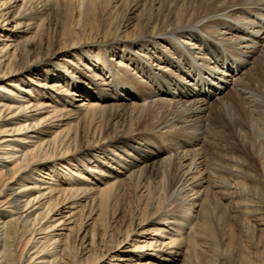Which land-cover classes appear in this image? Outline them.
I'll return each instance as SVG.
<instances>
[{
  "label": "bare ground",
  "instance_id": "obj_1",
  "mask_svg": "<svg viewBox=\"0 0 264 264\" xmlns=\"http://www.w3.org/2000/svg\"><path fill=\"white\" fill-rule=\"evenodd\" d=\"M262 67L264 0H0V264H264Z\"/></svg>",
  "mask_w": 264,
  "mask_h": 264
},
{
  "label": "rangeland",
  "instance_id": "obj_2",
  "mask_svg": "<svg viewBox=\"0 0 264 264\" xmlns=\"http://www.w3.org/2000/svg\"><path fill=\"white\" fill-rule=\"evenodd\" d=\"M61 12H64V9H62V7H60V9H59ZM124 14H122V15H120V17H119V22H117V24H120V23H122L123 21H124ZM75 19H76V21H77V19H78V13H76L75 14ZM51 18V17H50ZM120 18H122V19H120ZM51 20H52V22H50L48 25H46V27H44V30L42 31V32H40V34H38L37 35V42H36V45L38 44H40V43H42V42H44V44L45 43H47V41H48V37L50 36V34H51V36L53 35V33H54V31H53V29H54V27H59V26H61L62 25V20H61V16H58V15H56L54 18H51ZM49 29H50V31H49ZM55 30V29H54ZM261 70H264V68L262 67V69ZM260 70V71H261ZM261 72H263L264 73V71H261ZM261 72H260V74H261ZM261 74L260 75V77H261V79L260 80H262L263 82H264V74ZM134 85H135V83H134ZM236 100V101H235ZM234 100V104H235V106H236V109H241V107H240V105H239V100H237V99H235ZM240 114H242V115H245V113H240ZM230 118H232V117H230ZM254 126H256V125H254ZM74 130V129H73ZM71 133H73V132H71ZM119 202H124L126 205L128 204V198H126L125 197V199L123 200H120ZM117 204V203H116ZM121 204V203H120ZM122 208V206L121 205H119V209H121ZM128 214H129V209H128ZM117 214H116V211L115 210H111L110 211V215L109 216H107L106 217V220H110V217L111 218H113V216H116ZM93 229H92V227L91 228H84V227H82L81 228V237H84L85 236V234H87L86 235V239H85V243H87V245L89 244V243H91L92 242V240H93ZM76 241V237L74 236V238L72 239V241H70L69 243V247L72 249V251H73V255H74V259H75V263H73V264H76V261H80V259H84L85 260V258L87 257V255H82V253H84L85 252V250H82L80 247H79V242H77L76 243V246H74V244H73V242H75ZM95 250V249H94ZM107 251H101V252H99L98 254H97V252H94V254H93V256L94 255H96V257L97 256H102L103 254H105Z\"/></svg>",
  "mask_w": 264,
  "mask_h": 264
}]
</instances>
